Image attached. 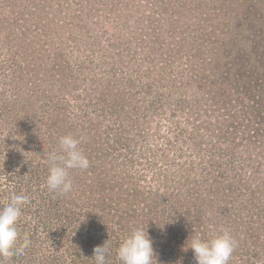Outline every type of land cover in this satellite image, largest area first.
Returning <instances> with one entry per match:
<instances>
[{
  "label": "rangeland",
  "instance_id": "1",
  "mask_svg": "<svg viewBox=\"0 0 264 264\" xmlns=\"http://www.w3.org/2000/svg\"><path fill=\"white\" fill-rule=\"evenodd\" d=\"M237 1L0 0V208L29 196L17 225L31 241L6 264H95L110 238L107 264H119L135 227L153 239L154 264H195L190 235L221 227L238 242L229 264H264L259 150L233 151L241 139L217 137L222 113H206L210 82L221 89L238 61L215 47L255 36L221 30L220 4ZM257 2L228 29L241 17L255 29ZM67 134L90 167L70 170L61 196L46 187L47 157Z\"/></svg>",
  "mask_w": 264,
  "mask_h": 264
},
{
  "label": "clouds",
  "instance_id": "2",
  "mask_svg": "<svg viewBox=\"0 0 264 264\" xmlns=\"http://www.w3.org/2000/svg\"><path fill=\"white\" fill-rule=\"evenodd\" d=\"M80 143V139L72 134L61 136L58 140V150L48 154L50 166L46 187L49 192L61 196L70 193L73 189L70 170L83 171L90 167L89 159L79 147ZM28 203H30L28 195L13 192L9 202L0 208V264H6V261L14 256L24 255L30 246L31 241L27 235L21 242L17 225L22 208ZM207 215L211 216V213ZM219 232V235L209 240H204L198 235H190L191 239L188 238L185 246L193 250L195 264H229L238 242L229 230L221 227ZM110 239L94 248L92 259L95 264H107ZM153 243L147 230L135 227L120 242L116 249V259L119 264H154L157 258Z\"/></svg>",
  "mask_w": 264,
  "mask_h": 264
},
{
  "label": "trees",
  "instance_id": "3",
  "mask_svg": "<svg viewBox=\"0 0 264 264\" xmlns=\"http://www.w3.org/2000/svg\"><path fill=\"white\" fill-rule=\"evenodd\" d=\"M248 1L252 4L254 3V0H238L235 8H232L231 5H226L224 2L220 4L218 10L219 14L223 13L225 17L221 23L222 31L230 35L236 32L239 38L245 35L244 33L246 32H249L247 33L248 37L252 33L255 36H253L252 40L249 38V40L246 39L244 42L239 43L238 41L230 48L226 47V44L215 47L217 52H224L223 57L238 61L233 62V67L230 68L228 77L223 78V84L219 83L220 77H218L219 80L217 79V82L221 89L215 88L216 84H214V81L210 82L212 87L210 91L216 90V93L213 95L217 96L219 99L213 96L215 102L212 104L209 103L210 108L214 107L213 111L211 112L208 110L206 113L208 115L222 113L221 116L223 118L218 122L221 128L218 130L217 137L222 140L226 138L229 139L231 136L233 140H235L236 137L240 138L241 142L233 146V151L240 145H246V151L250 153V148L254 146V150H259L256 154L257 162H259V165H264V0H258L256 3L257 7L261 6L262 8L260 10L261 15L255 19V29H250V31L247 30L249 27L246 23L248 19L241 17L238 22L234 23V29L229 30L228 28L230 25L227 20L232 14L239 17L242 15V10L246 13L247 10L245 9H247L246 4ZM246 25L247 27L245 29L244 27ZM226 48L229 49V53L225 55ZM259 57H261L262 61L258 60ZM255 59L256 62H253ZM219 73H221V70ZM237 76H240L239 80H237ZM192 78H194V76ZM233 83L235 84L232 85ZM228 86L230 88L233 87V91L229 92L227 90ZM221 90L225 91L224 94L221 93ZM199 102V100L195 102V106L198 104V112L195 110L194 113H196L197 118H202L204 105ZM188 104V102H185V106ZM206 124L207 122L205 121L202 126L205 127ZM239 134L241 136H239ZM248 158L253 160V156L251 155H249ZM260 160H262V162H260ZM256 173L257 171L253 172L254 178L257 177Z\"/></svg>",
  "mask_w": 264,
  "mask_h": 264
}]
</instances>
